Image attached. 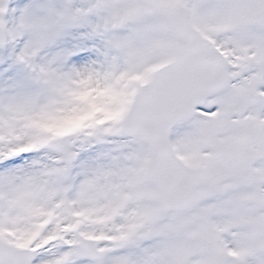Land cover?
<instances>
[{
	"label": "snow or ice",
	"instance_id": "6c2138e0",
	"mask_svg": "<svg viewBox=\"0 0 264 264\" xmlns=\"http://www.w3.org/2000/svg\"><path fill=\"white\" fill-rule=\"evenodd\" d=\"M0 264H264V0H0Z\"/></svg>",
	"mask_w": 264,
	"mask_h": 264
}]
</instances>
